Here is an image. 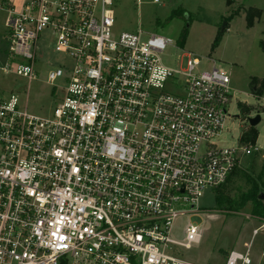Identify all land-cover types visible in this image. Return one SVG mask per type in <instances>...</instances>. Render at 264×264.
<instances>
[{
	"label": "built area",
	"instance_id": "built-area-1",
	"mask_svg": "<svg viewBox=\"0 0 264 264\" xmlns=\"http://www.w3.org/2000/svg\"><path fill=\"white\" fill-rule=\"evenodd\" d=\"M112 6L23 0L16 9L0 0V71L37 80L44 30L70 60L46 68L57 100L48 114L29 110L17 86L0 89V264H195L180 250L200 241L202 190L258 150L218 143L233 101L225 71L198 73L191 53L184 68L163 64L166 36L142 40L138 29L113 38ZM183 216L190 221L174 238ZM250 245L224 264H251Z\"/></svg>",
	"mask_w": 264,
	"mask_h": 264
},
{
	"label": "rangeland",
	"instance_id": "rangeland-1",
	"mask_svg": "<svg viewBox=\"0 0 264 264\" xmlns=\"http://www.w3.org/2000/svg\"><path fill=\"white\" fill-rule=\"evenodd\" d=\"M19 9L23 0H6ZM259 9L258 18L249 24L248 10ZM113 38L121 32L142 31L141 39L152 34L169 37L160 53L161 62L172 68H184L187 53L198 59L196 71H207L213 66L225 71L229 76V86L233 101L228 106L230 118L222 126L218 143L222 146H235L242 135L249 130L246 118L259 112L260 120L253 126L256 130L255 146L259 151L245 153L240 167L223 184L232 198L248 190L249 179L259 184L264 194V176L258 177L261 169V156L264 154V90L253 94L257 80L264 83V51L259 41L264 39V0H113ZM6 13L0 10V65L5 61ZM218 36V41L214 40ZM62 53L53 48V36L48 30L40 33L37 40L38 79L25 78L0 71V89L7 93L15 86L20 101L27 98V107L34 113L48 114L54 100L50 86L45 83V71L50 65L69 64ZM60 80L55 84H60ZM57 87L55 93L60 95ZM26 92L28 93L26 96ZM217 189L207 187L202 190L197 204L201 211L199 217L200 241L189 249H181L180 257L195 264H224L227 254L233 250H244L250 245L251 264H264V220L251 216V204L246 203L238 212L220 211L216 201ZM190 221L188 216L174 221L172 236L178 238L183 227ZM259 232L251 237L252 230Z\"/></svg>",
	"mask_w": 264,
	"mask_h": 264
},
{
	"label": "trees",
	"instance_id": "trees-1",
	"mask_svg": "<svg viewBox=\"0 0 264 264\" xmlns=\"http://www.w3.org/2000/svg\"><path fill=\"white\" fill-rule=\"evenodd\" d=\"M252 10H248L246 14L247 21L249 24H251L252 20L254 18H258L260 16V10L251 8ZM218 41V36L215 38L214 42L216 43ZM259 46L262 51H264V39H261L259 41ZM264 90V86H262V82L257 80L256 86L253 89V94L258 95ZM256 130L254 127L250 126L249 130H247L244 135H242V141L245 144H252L254 143V140L256 138ZM264 176V159H262L261 169L258 174V177ZM251 182V186L246 190L245 192H242L241 194L237 195L236 197L232 198L229 196V194L226 192L225 185H221L217 187V195H216V201H217V208L220 211H230L232 213L238 212V210L244 206L246 203L251 204V216L256 217L260 220H264V197L260 198V191H259V184L252 179H249ZM264 184V181L260 182V185L262 186Z\"/></svg>",
	"mask_w": 264,
	"mask_h": 264
},
{
	"label": "water",
	"instance_id": "water-1",
	"mask_svg": "<svg viewBox=\"0 0 264 264\" xmlns=\"http://www.w3.org/2000/svg\"><path fill=\"white\" fill-rule=\"evenodd\" d=\"M246 120L250 126H255L260 120L259 113H255L254 116H248ZM262 197H264V194L260 193V198Z\"/></svg>",
	"mask_w": 264,
	"mask_h": 264
},
{
	"label": "crops",
	"instance_id": "crops-1",
	"mask_svg": "<svg viewBox=\"0 0 264 264\" xmlns=\"http://www.w3.org/2000/svg\"><path fill=\"white\" fill-rule=\"evenodd\" d=\"M261 81V80H260ZM262 82V81H261ZM262 86H264V83H262ZM255 140H256V138H255ZM255 140H254V143H252V144H254L255 145ZM257 151H259V148H258V150ZM262 159H264V154H262V156H261V164H262ZM256 218V217H255ZM258 219V218H257ZM257 235V234H256Z\"/></svg>",
	"mask_w": 264,
	"mask_h": 264
}]
</instances>
